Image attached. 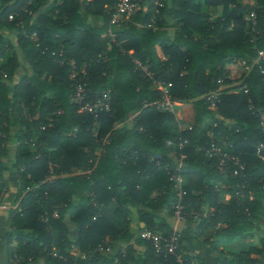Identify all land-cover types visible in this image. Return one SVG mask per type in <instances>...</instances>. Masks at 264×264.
Returning a JSON list of instances; mask_svg holds the SVG:
<instances>
[{"label":"trees","instance_id":"trees-1","mask_svg":"<svg viewBox=\"0 0 264 264\" xmlns=\"http://www.w3.org/2000/svg\"><path fill=\"white\" fill-rule=\"evenodd\" d=\"M142 1L140 11L111 24L117 0H0V59L11 46L3 32L15 30L33 69L10 89L15 52L0 64L6 73L0 76V203L16 204L9 218L11 264L38 258L42 264H200L181 246L191 238L189 230L176 233L177 252L167 257L143 238L137 241L145 245L140 261L130 246L113 244L131 237L130 206L140 230L172 231L151 210L166 205L172 213L176 173L183 215L204 199L209 203L198 235L209 224L223 223L222 236L249 231L255 240L247 252L222 257L219 264H261L251 254L264 250L256 225L264 211V147L257 151L264 144V59L258 56L264 50V0H167L156 15L152 0ZM251 11L255 23L247 18ZM230 62L244 68L235 85L225 69ZM77 82L85 83L88 98L107 92L108 106L96 116L78 111ZM158 82L168 85L172 101L191 104L189 128L168 129L174 115L156 107L162 97ZM10 125L20 127L21 142L34 146L14 155L15 191L1 160ZM210 143L239 155L244 174L233 176L229 162L219 169L217 156L205 150ZM221 180L230 185L227 203L213 184ZM100 244L111 250H96ZM72 247L83 256H74Z\"/></svg>","mask_w":264,"mask_h":264},{"label":"crops","instance_id":"crops-1","mask_svg":"<svg viewBox=\"0 0 264 264\" xmlns=\"http://www.w3.org/2000/svg\"><path fill=\"white\" fill-rule=\"evenodd\" d=\"M216 11V8L213 6H210L208 9V13L211 17L216 16ZM166 20L167 22L172 23L170 17H167ZM167 31L169 35H172L173 28L168 27ZM3 33L9 40L11 46L7 48L5 55L0 59V64L6 61V56L10 53V51L15 52L18 60L17 68L13 74L7 78L8 85L11 89L14 84L18 83L21 79L31 77L33 75V69L29 61L26 59L24 52L18 42L16 31L5 30ZM225 69L232 80V84L235 85L239 83L244 70L242 64L240 62H230L225 65ZM0 76H2V78H6V73L1 71V69ZM25 112H27V109H25ZM172 113L174 115V121L168 126V129L172 132H181L183 129L188 127L193 120V109L190 103L176 102ZM216 117L217 119H221V116L219 115ZM230 122V119H225V123ZM208 124L209 126L214 125L212 122H208ZM18 130H20L18 125L8 126L7 140L5 142L4 151L1 155L2 164L5 166L3 175L7 179L8 188L10 191H15L17 189L18 172L13 167L15 153L18 151L34 149L33 145H27L19 140L17 133ZM0 134L3 135L2 132H0ZM73 171H77V169H73ZM213 184L219 189V200L221 202L227 203L230 200V193L228 192L230 185L228 182L226 180H221L216 181ZM262 201L264 203V198H262ZM15 207L16 204H10L6 202L0 203V264H11L7 255V243L8 233L11 230L9 218L11 210ZM209 209V203L204 199L198 209H191L180 218L174 216L173 213H170L166 205L152 209L151 213L156 215L158 218L163 219L164 223H166V225L176 233H181L185 230L190 231L189 235L191 238L183 239L181 246L186 254L197 257L200 264H219V260L222 257H226L229 260L236 255L247 252L253 243H255V240L253 239V236L249 234V231H245L243 235L222 236V234L219 233V229L224 224L219 223L209 224L201 231L200 235L196 233L197 226L203 218L207 217ZM130 211L128 229L130 230L131 237L129 241L123 242V240L120 239L114 241L113 244L116 246L122 245L124 248H126V246H130L132 250V256L140 261L145 252V245L139 244L137 242L138 240L142 239L139 235L140 226L138 224V212L136 211V208L132 206H130ZM56 215L57 211H54V216ZM65 220L68 222L70 236H76L77 230L74 224L70 221V216L68 213L65 214ZM256 225L258 227V236L264 239V211L260 214L258 220L256 221ZM13 244L15 245V243ZM71 253L74 256H83V253L78 247H72ZM251 256L258 258L260 263L264 264V250L261 254H251ZM42 263L43 259L38 258L23 264ZM14 264L17 263L15 262Z\"/></svg>","mask_w":264,"mask_h":264},{"label":"built area","instance_id":"built-area-1","mask_svg":"<svg viewBox=\"0 0 264 264\" xmlns=\"http://www.w3.org/2000/svg\"><path fill=\"white\" fill-rule=\"evenodd\" d=\"M167 0H152L153 8H154V15L158 14L160 9L164 6ZM143 8V1L142 0H117L114 10L111 13L110 17V23L116 24L119 21H121L123 18H127L130 15H133L140 11ZM11 17V15H10ZM255 13L254 11L249 12L247 15V18L252 22L255 23ZM112 37V35L110 34ZM112 39V38H111ZM259 58L264 59V50L258 51ZM137 65L141 66L139 61H135ZM142 68L145 70L146 67L142 65ZM245 69H248V66H245ZM261 72L264 73V69H261ZM74 74L72 75V77ZM162 91V97L159 101L156 102V107L159 109L167 110L170 112H173V107L176 104L175 101H172L169 96L168 92V85L164 82H158L157 83ZM85 83L77 82L74 85V92H75V99L80 103L78 111H85L88 113L93 114L96 116L97 110L102 107H107V99H108V93H103L102 96H96L95 98H88L86 95V91L84 88ZM244 91L246 92L247 89L244 88ZM215 96V94H212L211 97ZM212 105H214L212 103ZM260 126L262 129H264V113L260 115ZM190 126H188L189 128ZM187 141L184 140L180 143V146H182ZM170 144V142H167ZM224 143V142H223ZM262 147H264V144L259 143L257 146V151H259ZM206 152L209 155H215L217 156V167L221 169L222 171L225 170L224 164L226 162H229L232 165V175L238 176L243 175L245 171V164L242 162L239 155L235 153L228 152L224 149H222L221 146L210 143L207 148H205ZM158 157V156H157ZM184 154H180V159L184 158ZM181 178L178 173L174 176L175 181V187L177 188V199L174 204L173 208V215L180 218L183 215V205L181 203V189L179 187V182ZM139 235L141 238L147 240L152 246L156 254L162 255L163 257H167L171 254H176L178 246H179V236L176 234V232L171 231L168 233H162L158 230H152L149 228H142L139 232ZM96 250L98 251H110L111 248L109 245H98ZM55 254V252H53ZM180 261V259L178 258Z\"/></svg>","mask_w":264,"mask_h":264}]
</instances>
